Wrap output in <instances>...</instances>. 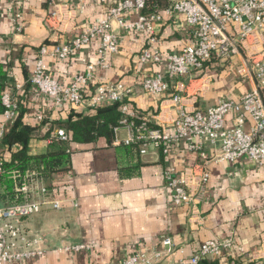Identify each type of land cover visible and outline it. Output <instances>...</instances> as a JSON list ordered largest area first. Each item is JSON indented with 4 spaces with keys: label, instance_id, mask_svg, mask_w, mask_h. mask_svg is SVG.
Here are the masks:
<instances>
[{
    "label": "crops",
    "instance_id": "1",
    "mask_svg": "<svg viewBox=\"0 0 264 264\" xmlns=\"http://www.w3.org/2000/svg\"><path fill=\"white\" fill-rule=\"evenodd\" d=\"M7 1L0 0V63L7 68L6 90L11 88L15 95L22 124L34 129L30 150L41 153L72 110L91 114L95 107L75 109L65 102L54 103L30 87L27 80L38 48L42 44L69 43L104 17L115 0H86L82 10L75 7L77 0H23L18 5L23 29L18 33L6 11ZM167 3L168 0H158L154 6L162 9ZM54 9L65 15L67 24L61 30L48 24V15ZM116 31L121 42L119 50L108 56V68L96 69L85 94L89 97L104 82L130 86L128 104L138 118H146L155 126H167L175 117L176 107L171 100L175 94L181 95L189 111L205 109L220 99H237L254 86L252 79L237 73L243 58L251 54L264 58L260 38L253 37L246 42L249 50H242L230 62H209L199 72L172 80L166 92L153 96L143 89L141 81L148 74L162 71L164 63L142 65L138 54L146 36ZM155 36L154 46L159 51L177 52L191 42V29L181 14H175L155 23ZM97 45V41L91 42L66 59L45 56L48 72L61 84H67L74 74L86 69L87 63H96ZM16 84L21 87L15 89ZM227 119L230 125V115ZM248 127L249 122L245 124ZM126 135L125 127L120 126L116 133L119 143L115 142V134L111 145L103 138L73 142L69 169L57 171L45 181L39 178L54 187V197L62 199L61 207L42 206L39 212L22 218L21 225L28 234L44 237L45 252L10 264H112L138 249L158 246L165 237H170L175 248L183 252L177 251L157 264H190V257L207 239H232L233 246L218 256L204 257L201 264H264V255L260 254L264 163L257 165L246 156L233 163L209 161L203 201L176 205L170 198L164 170L167 166L176 170L192 167L201 162L198 155L187 150L184 143L173 145L167 154L153 147L141 154L139 146L127 154L119 146L125 144L121 139ZM206 149L213 152L210 147ZM79 244L87 247L63 249Z\"/></svg>",
    "mask_w": 264,
    "mask_h": 264
},
{
    "label": "built area",
    "instance_id": "2",
    "mask_svg": "<svg viewBox=\"0 0 264 264\" xmlns=\"http://www.w3.org/2000/svg\"><path fill=\"white\" fill-rule=\"evenodd\" d=\"M22 1L8 0L6 4V11L17 33L23 29L22 13L18 10ZM149 1L115 0L104 17L76 34L69 43L42 44L27 81L37 93L54 103L65 102L75 109L84 105L97 107L118 103L121 118L119 126L113 128L115 142H120L116 136L120 126L125 127L127 135L121 142L137 143L141 154L147 153L150 147L159 148L167 154L173 145L184 143L187 150L195 152L201 162L183 170L167 166L164 178L174 204L193 205L204 199L209 178L207 162L233 163L246 156L257 165L264 163V58L258 54L243 58L237 73L243 78L252 79L254 86L237 99H220L205 109L189 111L182 104L181 95H173L171 100L176 107V115L167 126L151 125L148 119L138 118L128 104L127 98L132 92L130 86L120 82H104L97 85L89 97L85 94V88L94 79L96 69L108 68V56L118 52L121 42L117 29L146 36L138 54L142 65L164 63L162 71L148 74L141 81L143 89L153 96L166 92L172 80L199 72L209 62H230L234 56L241 55L242 50H249L246 42L253 37L260 38L264 47V0H168L162 9H158L157 5L149 8ZM85 2L77 0L75 7L82 10ZM175 14H181L190 27L191 42L177 52L159 51L154 46L155 23L172 18ZM47 20L52 28L58 30L67 24L65 15L58 9L52 10ZM94 41L98 42L96 63H87L86 69L74 74L67 84H61L48 72L45 56L66 59ZM19 87V84L15 85V89ZM1 103L4 110L0 119V141L8 125L19 114V104L11 88L2 93ZM229 115L231 124L227 125ZM247 122L249 127L246 129ZM53 137L66 140L67 133L63 128H58ZM207 147L213 152L209 153ZM16 191L22 193V201L0 205V264L42 255L45 252L44 237L39 233L28 234L21 220L39 212L42 206L58 209L62 204V199L54 197V187L45 185L35 172L24 175ZM260 245V254L264 255V231ZM232 246V239H207L190 257V264H199L200 259L206 256H218ZM86 247L79 244L63 249L70 251ZM177 251L183 252L181 248H175L170 237H165L158 246L138 249L112 264H157L171 258Z\"/></svg>",
    "mask_w": 264,
    "mask_h": 264
},
{
    "label": "trees",
    "instance_id": "3",
    "mask_svg": "<svg viewBox=\"0 0 264 264\" xmlns=\"http://www.w3.org/2000/svg\"><path fill=\"white\" fill-rule=\"evenodd\" d=\"M158 0H150L149 8ZM7 68L0 63V113L4 106L1 95L6 91ZM118 103L97 106L91 114L72 110L68 118L61 123L67 133V139L61 140L51 137L46 149L41 152L30 150V141L35 138L34 129L22 124L20 114L7 127L0 141V205H8L23 200V195L16 191L27 173L35 172L42 180H47L57 171L69 169L70 144L89 143L103 138L108 145L114 138L113 128L119 126L121 118ZM20 111V110H19ZM152 125V124H151ZM16 148H12L13 145ZM124 153L130 154L137 143L120 144ZM117 150H118V146ZM119 147V149H120ZM204 257L200 259L202 263Z\"/></svg>",
    "mask_w": 264,
    "mask_h": 264
}]
</instances>
